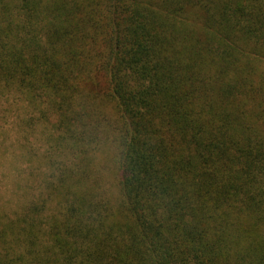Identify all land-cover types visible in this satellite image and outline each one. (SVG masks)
I'll return each mask as SVG.
<instances>
[{
    "label": "trees",
    "instance_id": "trees-1",
    "mask_svg": "<svg viewBox=\"0 0 264 264\" xmlns=\"http://www.w3.org/2000/svg\"><path fill=\"white\" fill-rule=\"evenodd\" d=\"M1 99L0 264H264V0H0Z\"/></svg>",
    "mask_w": 264,
    "mask_h": 264
},
{
    "label": "rangeland",
    "instance_id": "rangeland-1",
    "mask_svg": "<svg viewBox=\"0 0 264 264\" xmlns=\"http://www.w3.org/2000/svg\"><path fill=\"white\" fill-rule=\"evenodd\" d=\"M10 99V98H9ZM18 101L13 97V102L10 104H17ZM9 108V104L5 103V99H1L0 106V131L7 133V139L4 144H0V207L2 210H6V212H12L16 207L22 202L21 191L16 194L14 192L13 185L15 181L22 179L25 181L27 173L21 172L19 173L16 170V164L20 163L22 168L25 169L28 167V163L24 161H20L21 158V149L17 143V139H19V134L14 127L15 121V106L10 107L11 110L7 112L6 110ZM38 129V128H37ZM9 136V137H8ZM1 140V139H0ZM43 138L41 136V128L40 131L35 134H31L28 136V146L34 147L36 149H41L43 146ZM1 143V142H0ZM46 146V144H44ZM103 168L100 176L105 182V187L107 190V195H111L115 193L116 188L112 184L113 181V168L111 160L109 159L107 154H103L100 158V164ZM30 186L36 184L37 179L34 176L28 174ZM17 180V181H18ZM12 209V210H11Z\"/></svg>",
    "mask_w": 264,
    "mask_h": 264
}]
</instances>
